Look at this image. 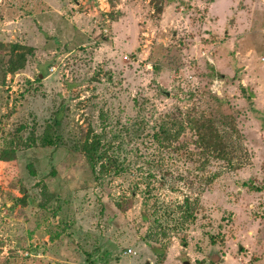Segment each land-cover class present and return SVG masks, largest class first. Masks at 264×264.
Instances as JSON below:
<instances>
[{"label": "rangeland", "instance_id": "374dc122", "mask_svg": "<svg viewBox=\"0 0 264 264\" xmlns=\"http://www.w3.org/2000/svg\"><path fill=\"white\" fill-rule=\"evenodd\" d=\"M18 45L32 51L9 74ZM263 58L264 0H0V156L16 150L0 159V264H264ZM220 110L235 167L201 172L178 150L192 132L171 148L150 133ZM96 136L108 171L82 151Z\"/></svg>", "mask_w": 264, "mask_h": 264}, {"label": "trees", "instance_id": "16d2710c", "mask_svg": "<svg viewBox=\"0 0 264 264\" xmlns=\"http://www.w3.org/2000/svg\"><path fill=\"white\" fill-rule=\"evenodd\" d=\"M19 49H26L27 51H18ZM32 51L31 48L23 47V46H14L12 56L8 63L7 73L15 74L18 71L24 69L26 65V57ZM43 76H39V80H41ZM218 104L221 106L222 101L218 100ZM221 116L217 117L213 114L208 115L207 113H194L188 111L185 112V115L182 117L180 114L179 117H166L157 124L150 127V133L153 139L159 143L161 146L165 148L173 147V143L179 141L182 134L187 130L193 133L194 139L185 145L179 146L180 150H184L187 157L195 158L200 157L201 163L199 165V169L201 172H205L208 166L211 163V159L220 160L226 163L227 167H235V159L238 152H241L240 148V139L241 135L235 126L233 125V119L231 116L225 115L220 110ZM52 130V126H47L43 137L41 138V145L46 146L51 142L48 138L50 136V132ZM190 144L194 147V152H189ZM30 146V144H26ZM84 154L86 155L89 163L92 168L95 169L97 161H101V168L104 171H108L110 167L109 160L111 157L106 154L102 150L101 142L99 137H95L91 142L89 138H86L85 144L83 146ZM16 157V150L4 149L0 156L1 161H11ZM108 159V160H106ZM197 159V158H196ZM242 164L239 162L237 167ZM254 191L262 190L260 188H253ZM26 199L22 198L20 201L26 204ZM196 202L190 201V198H186L185 203L183 205L184 210V223L192 222L194 223L197 219L196 215ZM194 206V207H192ZM182 209V208H181ZM162 227V225H161ZM152 232L149 233L145 237L146 242L150 248L156 253L158 258L165 259L166 251L169 248V244H166V250L162 251L160 247L154 246L151 243V240L154 239ZM157 236V235H156Z\"/></svg>", "mask_w": 264, "mask_h": 264}, {"label": "crops", "instance_id": "0c3cea01", "mask_svg": "<svg viewBox=\"0 0 264 264\" xmlns=\"http://www.w3.org/2000/svg\"><path fill=\"white\" fill-rule=\"evenodd\" d=\"M227 256H229V255H227ZM227 256H226V257H224V259H223V263H224V264H227V259H228V257H227ZM223 263H222V264H223Z\"/></svg>", "mask_w": 264, "mask_h": 264}, {"label": "built area", "instance_id": "2783aa9c", "mask_svg": "<svg viewBox=\"0 0 264 264\" xmlns=\"http://www.w3.org/2000/svg\"><path fill=\"white\" fill-rule=\"evenodd\" d=\"M263 60H264V58H263ZM51 71L54 72L55 71V67L51 68ZM129 253L131 254L132 250H130Z\"/></svg>", "mask_w": 264, "mask_h": 264}]
</instances>
